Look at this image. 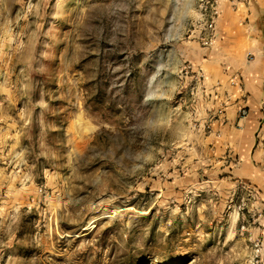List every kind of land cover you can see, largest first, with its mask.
Masks as SVG:
<instances>
[{
    "label": "rangeland",
    "instance_id": "374dc122",
    "mask_svg": "<svg viewBox=\"0 0 264 264\" xmlns=\"http://www.w3.org/2000/svg\"><path fill=\"white\" fill-rule=\"evenodd\" d=\"M206 1L0 0V264H264L258 9Z\"/></svg>",
    "mask_w": 264,
    "mask_h": 264
},
{
    "label": "crops",
    "instance_id": "0c3cea01",
    "mask_svg": "<svg viewBox=\"0 0 264 264\" xmlns=\"http://www.w3.org/2000/svg\"><path fill=\"white\" fill-rule=\"evenodd\" d=\"M256 5V6H254ZM252 6L256 7L258 11L256 14H252V19H249V25L256 30V40L259 42L258 46L254 51V56L251 58V74L254 78L252 81L256 83L255 86L252 83L248 85L249 92L251 93L252 99L258 101L264 96V30L260 29V23L263 24L264 21V1L263 3L259 0H255L252 2ZM254 83V84H255ZM249 97V98H250ZM258 116L257 111H250V115H246L241 117L240 120H235L234 123L238 122V125L232 131L233 137L230 143L232 142L234 146L236 145L239 149V152L242 154H246V147L250 144L252 140V136L254 134V127L252 125V117L251 114ZM256 116H254L256 118ZM240 127V128H238Z\"/></svg>",
    "mask_w": 264,
    "mask_h": 264
},
{
    "label": "built area",
    "instance_id": "2783aa9c",
    "mask_svg": "<svg viewBox=\"0 0 264 264\" xmlns=\"http://www.w3.org/2000/svg\"><path fill=\"white\" fill-rule=\"evenodd\" d=\"M206 7L205 10L207 9V11H209V14H206V16L208 18H206L205 22H204V29H205V33L203 34V36H201V39L203 40L204 44H212L213 40L215 38V30H216V18L219 15V10H218V6L215 2H212L211 0H207L206 1ZM241 113L243 116L247 115V111L246 109H242Z\"/></svg>",
    "mask_w": 264,
    "mask_h": 264
},
{
    "label": "trees",
    "instance_id": "16d2710c",
    "mask_svg": "<svg viewBox=\"0 0 264 264\" xmlns=\"http://www.w3.org/2000/svg\"><path fill=\"white\" fill-rule=\"evenodd\" d=\"M263 17H264V14H263ZM260 24H261L260 29L264 30V21H263V24L262 23H260Z\"/></svg>",
    "mask_w": 264,
    "mask_h": 264
}]
</instances>
